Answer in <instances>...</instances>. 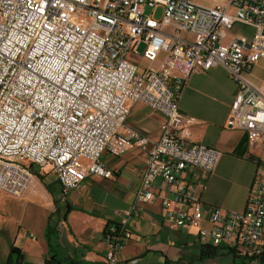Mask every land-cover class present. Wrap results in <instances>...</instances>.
Here are the masks:
<instances>
[{"label": "built area", "instance_id": "2783aa9c", "mask_svg": "<svg viewBox=\"0 0 264 264\" xmlns=\"http://www.w3.org/2000/svg\"><path fill=\"white\" fill-rule=\"evenodd\" d=\"M237 25L252 34L231 36ZM262 60L264 0L213 6L194 0H0V195L23 207L39 200L49 209L55 201L35 169H48L65 201L90 176L112 177L102 164L105 153L120 156L137 145L148 156L139 203L160 199L170 226L196 230L204 245L259 264L264 166L256 168L242 213L215 207L205 217L194 185L182 176L190 169L210 172L220 152L191 141L197 120L180 113L178 99L193 73L225 68L238 87L227 127L261 143L264 82L257 85L248 75ZM138 102L167 119L150 149L147 137L132 131L131 140L118 136L129 104ZM158 179L172 197L154 190ZM121 232L120 242L132 237ZM106 242L103 264H120L122 244Z\"/></svg>", "mask_w": 264, "mask_h": 264}, {"label": "crops", "instance_id": "0c3cea01", "mask_svg": "<svg viewBox=\"0 0 264 264\" xmlns=\"http://www.w3.org/2000/svg\"><path fill=\"white\" fill-rule=\"evenodd\" d=\"M237 32L252 34L250 28L241 25L231 36ZM248 77L257 85L264 82V77L258 82L251 73ZM237 90L228 71L216 66L193 73L178 99L180 113L197 120L191 141L220 152L210 172L190 169L182 176L194 185L205 217L215 207L242 213L256 168L264 166V139L253 144L247 131L227 127ZM166 123L162 114L145 104L130 103L129 115L118 136L131 140L128 132L132 131L147 137L150 149L161 138ZM147 159V152L137 145L120 156L105 153L102 164L112 177L90 176L70 191L65 201L61 199V186L48 174L45 185L55 201L49 209L43 208L39 200L23 207L0 195V264H6L14 249L18 253L13 260L22 257L18 264H47L49 254L82 264H103L109 249L104 232L109 224L121 225L132 236L123 241L117 253L120 264H133L134 260L136 264H243L222 247L213 257H202L204 244L196 230L170 226L160 199L146 204L137 201ZM154 190L172 197L161 179L155 181ZM241 259L249 264V260Z\"/></svg>", "mask_w": 264, "mask_h": 264}, {"label": "trees", "instance_id": "16d2710c", "mask_svg": "<svg viewBox=\"0 0 264 264\" xmlns=\"http://www.w3.org/2000/svg\"><path fill=\"white\" fill-rule=\"evenodd\" d=\"M48 189H50L48 187ZM111 226H114L116 228V233L115 234H109V228ZM122 226L119 224H109L104 232V238L105 240L107 238L110 239V242L113 243H120L122 244L123 242H120L118 239H121L123 237L122 235ZM202 257L204 258H211L214 255H216V253L219 251V247H214L210 244L208 245H204L202 248ZM228 252L233 255L234 258H241V256H239L235 251L233 250H228ZM17 252V250H13L12 254L10 255L8 261L6 262V264H18L21 261V255H19V257L17 258L16 261L13 260V255H15ZM46 263L47 264H82L81 262H77L73 259L70 258H61L58 254H49L47 259H46ZM164 264H180V263H174V262H170V261H166ZM250 264V263H249ZM259 264H264V255L260 258L259 260Z\"/></svg>", "mask_w": 264, "mask_h": 264}, {"label": "rangeland", "instance_id": "374dc122", "mask_svg": "<svg viewBox=\"0 0 264 264\" xmlns=\"http://www.w3.org/2000/svg\"><path fill=\"white\" fill-rule=\"evenodd\" d=\"M194 1L196 4L202 6H213L216 3H221V0H194ZM151 12H152V8L147 7L146 14H150ZM162 14H163V8L160 7L156 10L155 18L157 19L161 18ZM143 48H144L143 46L140 48V52L143 51ZM263 77H264V61H260L251 72V78L258 82V80L262 79ZM35 171L41 175L43 183L44 184L47 183V179H48L47 172H49L48 169L40 172V169L38 168L35 169ZM236 261L237 263L241 262L244 264V260L241 258H237Z\"/></svg>", "mask_w": 264, "mask_h": 264}]
</instances>
